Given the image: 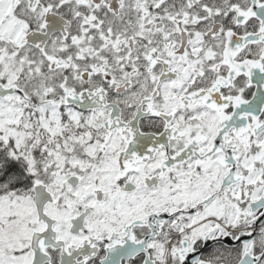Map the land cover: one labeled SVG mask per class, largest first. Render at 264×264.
I'll list each match as a JSON object with an SVG mask.
<instances>
[{
    "label": "snow or ice",
    "instance_id": "obj_1",
    "mask_svg": "<svg viewBox=\"0 0 264 264\" xmlns=\"http://www.w3.org/2000/svg\"><path fill=\"white\" fill-rule=\"evenodd\" d=\"M0 264H264V0H0Z\"/></svg>",
    "mask_w": 264,
    "mask_h": 264
}]
</instances>
